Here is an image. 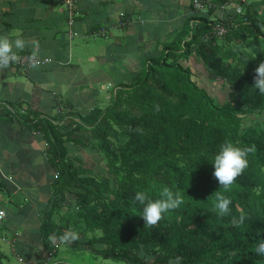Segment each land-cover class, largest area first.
Wrapping results in <instances>:
<instances>
[{"label": "trees", "instance_id": "16d2710c", "mask_svg": "<svg viewBox=\"0 0 264 264\" xmlns=\"http://www.w3.org/2000/svg\"><path fill=\"white\" fill-rule=\"evenodd\" d=\"M202 1L211 5L197 11L190 0L192 15L160 56L145 60L104 107L72 114L61 132L48 119L24 118L46 136L56 170L40 214L42 242L52 255L58 246L52 237L90 254L91 261L65 263L95 264L100 257L168 264L180 256L181 264H264L253 251L264 238V95L252 87L254 69L264 60V0ZM220 6L224 11L215 16ZM127 19L121 14L119 24ZM216 22L226 25L222 35L212 33ZM108 28L95 34L107 36ZM192 54L201 62L199 72L184 63ZM219 88L226 100L212 94ZM226 139L255 145L256 152L226 193L231 211L221 218L208 198L222 191L211 162ZM69 142L96 151L94 164L72 154ZM165 185L180 191L185 203L155 226H144L135 192L157 198ZM241 213L248 219L233 226ZM68 229L78 234L74 242L60 239Z\"/></svg>", "mask_w": 264, "mask_h": 264}, {"label": "crops", "instance_id": "0c3cea01", "mask_svg": "<svg viewBox=\"0 0 264 264\" xmlns=\"http://www.w3.org/2000/svg\"><path fill=\"white\" fill-rule=\"evenodd\" d=\"M223 11L216 9L214 15ZM121 14L127 23L119 24ZM190 15V0H75L71 27L76 34L69 36L65 0H0V34L26 39V48L17 54L33 55L38 64L19 69L12 63L0 71V206L6 211L0 223V264L10 256L41 263L51 252L42 242L40 214L56 170L46 136L24 118L48 119L61 132L72 114L104 107L145 60L160 56ZM104 24L109 25L107 36L95 34ZM184 63L199 72L196 55ZM67 146L87 164L98 157L92 148ZM52 242L58 246L51 257L62 264V243L54 237Z\"/></svg>", "mask_w": 264, "mask_h": 264}, {"label": "clouds", "instance_id": "9594fccd", "mask_svg": "<svg viewBox=\"0 0 264 264\" xmlns=\"http://www.w3.org/2000/svg\"><path fill=\"white\" fill-rule=\"evenodd\" d=\"M28 41L22 37L10 38L8 34H0V71H3L15 62L18 58L17 53L24 51ZM32 68L38 67V64L30 65ZM253 88L264 95V60H261L254 69ZM142 131V129H137ZM256 152L255 145L240 147L231 140H225L220 146L219 151L211 162L214 166L213 176L219 182L221 190L215 191L208 201L212 203V211L223 218L230 215L231 198L226 193L232 190V186L237 178L242 175L248 167V156ZM184 196L180 191H174L173 188L165 185L157 191V198H153L148 191H136L133 197V205H140V215L144 220V226L153 227L165 214L179 209L183 204ZM142 209V210H141ZM248 217L241 213L239 219L233 217L230 223L235 227L244 224ZM259 236V233H257ZM78 234L68 229L60 237L66 242H74ZM253 251L257 256L264 257V238L257 239L253 246ZM182 257L176 256L169 259L168 264H181Z\"/></svg>", "mask_w": 264, "mask_h": 264}, {"label": "built area", "instance_id": "2783aa9c", "mask_svg": "<svg viewBox=\"0 0 264 264\" xmlns=\"http://www.w3.org/2000/svg\"><path fill=\"white\" fill-rule=\"evenodd\" d=\"M65 4L67 7V11L69 13L68 23H69L70 27H69V33L68 34H69V36H72V35L76 34V32L73 31V28L71 27V25L74 22V19L72 16H73V9H74V5H75V0H65ZM206 4L211 5L210 2L205 3L202 0H192L193 9L197 10V11L205 8ZM220 9H222V6H220ZM225 26L226 25L223 24V22L214 23L212 26V33L217 35V36L222 35L226 31ZM17 56H18V58L15 62H13V64L15 66H17L19 69H23L26 66H28L34 62H37V58L33 55L17 54ZM5 216H6L5 209L2 206H0V223L4 220ZM3 239H5V238H3ZM48 254L49 255L47 256L45 261H42L41 263L32 262L30 264H59L57 261L52 259L51 252H49ZM62 264H69V263L63 262Z\"/></svg>", "mask_w": 264, "mask_h": 264}, {"label": "rangeland", "instance_id": "374dc122", "mask_svg": "<svg viewBox=\"0 0 264 264\" xmlns=\"http://www.w3.org/2000/svg\"><path fill=\"white\" fill-rule=\"evenodd\" d=\"M219 89H220L219 92L217 90H214L212 94L217 96L218 101L226 100L228 93L223 88H219ZM59 251L61 255H63L65 258L69 259L70 261H74V262L91 261L90 257L88 256L90 254H88L84 250H75V249L71 250L68 247H66L64 243L61 244ZM4 263L5 264H26L25 262L18 261L15 257H12V256H10L8 259H4ZM95 264H127V263L125 261H115L110 258L97 257V260H95Z\"/></svg>", "mask_w": 264, "mask_h": 264}]
</instances>
